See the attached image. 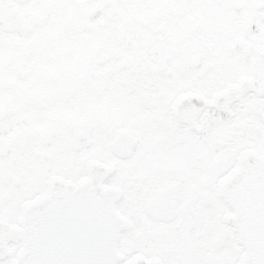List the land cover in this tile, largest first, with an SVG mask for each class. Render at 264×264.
Here are the masks:
<instances>
[{
    "label": "snow or ice",
    "instance_id": "1",
    "mask_svg": "<svg viewBox=\"0 0 264 264\" xmlns=\"http://www.w3.org/2000/svg\"><path fill=\"white\" fill-rule=\"evenodd\" d=\"M0 264H264V0H0Z\"/></svg>",
    "mask_w": 264,
    "mask_h": 264
}]
</instances>
